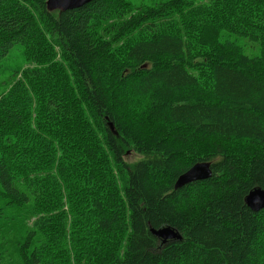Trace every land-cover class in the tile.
Returning <instances> with one entry per match:
<instances>
[{
	"label": "trees",
	"instance_id": "obj_1",
	"mask_svg": "<svg viewBox=\"0 0 264 264\" xmlns=\"http://www.w3.org/2000/svg\"><path fill=\"white\" fill-rule=\"evenodd\" d=\"M46 4L0 0V64L22 47L30 65L0 99V228L32 219L22 263L264 264L246 204L264 190V0Z\"/></svg>",
	"mask_w": 264,
	"mask_h": 264
},
{
	"label": "rangeland",
	"instance_id": "obj_2",
	"mask_svg": "<svg viewBox=\"0 0 264 264\" xmlns=\"http://www.w3.org/2000/svg\"><path fill=\"white\" fill-rule=\"evenodd\" d=\"M166 1L168 0H129L136 11L156 7ZM248 50L251 51L250 49ZM252 51L256 52L255 50ZM29 66L23 54L22 47H16L11 51L9 56L0 64V99L15 80V74L17 72H14L24 70ZM23 70L18 73V78H20ZM139 158L137 154L130 153L127 157V162L133 163ZM29 208H31V204L27 209ZM31 223V218L27 220L19 218L13 225L8 224L0 228V256H2L0 264H23L17 252V242L22 240L26 231L32 227Z\"/></svg>",
	"mask_w": 264,
	"mask_h": 264
},
{
	"label": "water",
	"instance_id": "obj_3",
	"mask_svg": "<svg viewBox=\"0 0 264 264\" xmlns=\"http://www.w3.org/2000/svg\"><path fill=\"white\" fill-rule=\"evenodd\" d=\"M91 0H47V9L49 12L59 11L66 12L81 8ZM113 130V126L111 125ZM212 176L211 164L207 162L199 163L181 175L176 182L175 188L181 189L195 181L208 179ZM247 206L254 212L264 209V190L255 189L246 198ZM153 234L162 238L165 242L168 240L179 239V235L171 228L165 227L159 230H152Z\"/></svg>",
	"mask_w": 264,
	"mask_h": 264
}]
</instances>
